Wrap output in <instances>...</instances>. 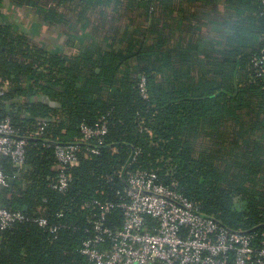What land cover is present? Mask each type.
Masks as SVG:
<instances>
[{"label": "trees", "instance_id": "obj_1", "mask_svg": "<svg viewBox=\"0 0 264 264\" xmlns=\"http://www.w3.org/2000/svg\"><path fill=\"white\" fill-rule=\"evenodd\" d=\"M45 2V20L66 25L73 13L96 39L88 45L70 40L74 49L64 52L25 49L18 59L16 34L0 24V115L23 132L42 129L40 136L27 135L22 169L2 158L16 182L0 188V203L48 219L45 227L26 219L3 231L0 264H90L80 248L94 222L105 217L112 229L122 225L121 210L105 212L102 205L118 198L128 168L155 171L230 229L259 232L264 76L254 60L264 49L263 0ZM205 11L221 13L220 30L206 31ZM38 94L58 105L31 100ZM16 96L24 100L15 106ZM104 121V136L81 141L82 123ZM78 142L99 152H79L68 188L53 189L56 144Z\"/></svg>", "mask_w": 264, "mask_h": 264}, {"label": "built area", "instance_id": "obj_2", "mask_svg": "<svg viewBox=\"0 0 264 264\" xmlns=\"http://www.w3.org/2000/svg\"><path fill=\"white\" fill-rule=\"evenodd\" d=\"M264 2V0H263ZM257 74L264 76V49L254 60ZM140 92L148 95L146 76L140 80ZM43 120H39L42 124ZM81 141L100 138L108 132L107 122L80 125ZM40 136L42 129L23 132L10 116L0 115V188L8 186L10 176L2 169L7 157L17 168L25 166L27 135ZM89 156L99 152L97 146L58 143L55 146L57 175L51 187L65 191L71 181L68 169L79 163V152ZM136 148L131 164L137 160ZM119 175H122L121 170ZM126 185L118 190L116 200H108L105 212L120 209L121 227L112 229L105 217L95 221L91 234L80 248L90 264H264V227L259 232L233 230L204 214L200 203L158 179L155 171L128 168ZM31 219L42 227L43 216L28 217L21 210H11L0 203V234L17 221ZM52 226V232L57 231Z\"/></svg>", "mask_w": 264, "mask_h": 264}, {"label": "crops", "instance_id": "obj_3", "mask_svg": "<svg viewBox=\"0 0 264 264\" xmlns=\"http://www.w3.org/2000/svg\"><path fill=\"white\" fill-rule=\"evenodd\" d=\"M47 5L45 0L0 1V24L9 25L16 34V36H14V45L17 51L15 55L16 58L24 59L22 53L25 49L31 54L38 48L52 52L71 51V49L74 48L68 46L70 40L80 41V38L76 37V31L79 29L80 25L84 24L80 23L78 17L70 13L66 15V25L50 23L41 15ZM207 13L208 11L203 13L204 17L207 16ZM204 17L201 18L202 25L206 31H209L204 24ZM85 26L89 33V37L96 39L91 34L87 25ZM19 35L25 36V43L18 40ZM41 95L42 94H38L31 100L42 102ZM23 100L22 97L16 96L10 101V104L16 106L17 103H21Z\"/></svg>", "mask_w": 264, "mask_h": 264}, {"label": "rangeland", "instance_id": "obj_4", "mask_svg": "<svg viewBox=\"0 0 264 264\" xmlns=\"http://www.w3.org/2000/svg\"><path fill=\"white\" fill-rule=\"evenodd\" d=\"M221 13H216L215 15L208 14L204 17L205 26L211 31H217L221 29ZM76 37L80 38L82 45L91 44L95 39L89 37V33L85 25H80L79 29L76 31Z\"/></svg>", "mask_w": 264, "mask_h": 264}, {"label": "water", "instance_id": "obj_5", "mask_svg": "<svg viewBox=\"0 0 264 264\" xmlns=\"http://www.w3.org/2000/svg\"><path fill=\"white\" fill-rule=\"evenodd\" d=\"M41 100H42V102L47 103V104H49L50 106H53V107L58 105V103L56 101L51 100L49 98V96H47V95H43L42 94L41 95ZM15 182H16V178L14 176L10 177V180H9L10 185L11 186L14 185Z\"/></svg>", "mask_w": 264, "mask_h": 264}]
</instances>
